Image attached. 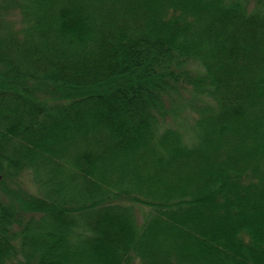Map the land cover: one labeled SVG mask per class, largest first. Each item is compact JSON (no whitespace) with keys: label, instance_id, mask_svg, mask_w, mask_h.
<instances>
[{"label":"trees","instance_id":"obj_1","mask_svg":"<svg viewBox=\"0 0 264 264\" xmlns=\"http://www.w3.org/2000/svg\"><path fill=\"white\" fill-rule=\"evenodd\" d=\"M0 264H264V0H0Z\"/></svg>","mask_w":264,"mask_h":264}]
</instances>
